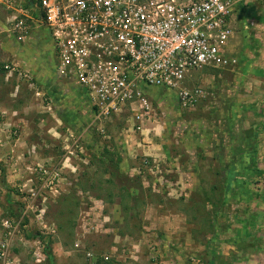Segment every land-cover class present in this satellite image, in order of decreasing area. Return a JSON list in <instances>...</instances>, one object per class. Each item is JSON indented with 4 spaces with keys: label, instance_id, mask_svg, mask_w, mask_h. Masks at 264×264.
Returning <instances> with one entry per match:
<instances>
[{
    "label": "crops",
    "instance_id": "0c3cea01",
    "mask_svg": "<svg viewBox=\"0 0 264 264\" xmlns=\"http://www.w3.org/2000/svg\"><path fill=\"white\" fill-rule=\"evenodd\" d=\"M34 2L35 0H26V5L31 7ZM255 11L253 3L238 9L235 26L238 36H234L227 45V52L235 56L237 63L230 69L218 70H231L229 72L231 76L229 79L226 78L221 87L216 89L217 101H211L210 99L214 98H208L207 94L210 90L207 89L204 98L207 100H201L193 109L197 115L202 112V119H204L202 122L204 128L203 148L201 150L194 149V156H198L199 159H194V163L188 164L190 166L185 171L179 165L177 168L173 167L174 172L176 171L177 181L172 190H168L172 195H170V200L177 202L182 211L184 208L187 211L160 213V222L156 221L153 228L165 232L166 235H170V230H172L176 233L175 238L184 239L180 244L182 248L171 249L173 257H175L172 260L177 261L176 264H181L180 261L182 262L183 258L187 261L188 256L183 254L193 251L196 241L194 229H201L202 237L208 241L211 231L209 228L203 229L200 222L208 220L210 223V219L213 220L210 229L214 227V232L219 228V221L225 219L232 220V224L237 229L235 243L229 245L228 249L230 250L227 253L223 252L224 256L235 253V264H264V19L258 20L256 16L252 17ZM8 14L10 12H5L0 2V27H6ZM33 15L37 17L35 12ZM48 43L49 34L47 31L42 27L34 28L32 24L30 32L21 42L17 41L15 35L9 32L0 36V120L11 122L12 128L17 129L14 131L17 137L11 141L9 150L0 151V161L7 162L8 165L3 164L6 169L10 167L15 173H23L20 176L21 180H24V183L20 184L21 186L26 187L29 182L32 183L30 185L37 186L40 182L33 184L31 180L33 174H36L38 181H41L39 185L45 187L50 191L49 194H52L57 193L60 190L59 187H64L66 183L62 178V173L75 169L74 165L67 162L66 154L64 157L59 156L64 148L68 149L66 150L67 154L75 152L69 149L76 147L82 137L75 130V128L80 129L81 126H77L79 123L72 121L71 113H78L79 109L88 111V108L82 105L78 92L68 89L62 80L56 78L55 74H51L54 55L52 47ZM11 62L18 63L21 68H16L13 71L2 69L5 64ZM207 70L214 71V69L197 71L201 72L200 78L203 83L206 82L203 72ZM32 77L35 79L34 81ZM50 78L53 79L52 82ZM216 90H211L210 93H215ZM245 93L250 94L249 103H244L241 98ZM247 105L249 109H247ZM246 115L250 116L249 120L246 119ZM83 117L84 120L91 121L92 115L88 113ZM210 117H215V119L210 120ZM118 118H122L124 121V115L119 114L115 115L108 123H114ZM197 119L195 116L190 119L193 131H195L194 121ZM213 120L217 123H212ZM36 121L48 124L44 129L38 131ZM128 122L133 125L130 120ZM108 123L94 121L98 131ZM119 123L123 125V122ZM66 125L75 127L72 126L71 130H67ZM213 127L217 128L216 132H210L209 129ZM1 129L0 125V132H2ZM140 134L147 136L146 125L143 126ZM151 136L150 139L146 138L143 141L156 140L153 134ZM122 139L125 142L134 143L136 141L132 135L125 134H122ZM98 141L100 142V140ZM1 142L7 145V138H0V144ZM37 142L43 146L41 152L44 154L40 153V146ZM94 143L97 141L94 140ZM51 146H57L60 150L58 156L50 153ZM48 149L50 151H47ZM151 151L155 156H158L159 160L167 155L163 145L160 148L145 147V150H138L137 153L147 155L152 154ZM4 153L7 155L5 160L2 158ZM208 157V161L212 164L205 162ZM131 171L136 172L137 170L131 169ZM9 179H13L12 176L8 175L7 181L16 185L14 180L10 181ZM51 199L50 195L42 201L49 204ZM81 199L83 200V197ZM130 200L131 203L137 204V199L131 198ZM15 201L24 203V205L27 203L25 213L28 215L27 209L32 208L30 201L20 202L18 199ZM90 201L94 204V197H91ZM124 203L123 201V205H127ZM43 204L40 206H44ZM123 205L121 204V208ZM229 206L233 207L231 211L228 209ZM199 207L205 210L207 213L205 216H196V209ZM120 210L121 212H116L113 208V212L109 213V218L114 223L119 221L126 230L129 228L126 223L127 218L132 215L128 217L123 213V208ZM192 211L195 213L191 214L189 219L193 225L181 224V222H187L186 215ZM42 214L43 211L41 216ZM80 219L81 223L79 222L75 232L77 238L80 239L86 232H94V224L96 232L100 229V225L94 221V215L91 222H86L83 215L80 216ZM217 222L218 224H216ZM169 223L173 226H170ZM42 227H46V224L42 223ZM115 229L118 230L114 227L108 231L114 234ZM79 239L76 241L77 247ZM181 250L186 253H182ZM108 259L109 257L106 256V260ZM188 263L190 262L188 261Z\"/></svg>",
    "mask_w": 264,
    "mask_h": 264
},
{
    "label": "rangeland",
    "instance_id": "374dc122",
    "mask_svg": "<svg viewBox=\"0 0 264 264\" xmlns=\"http://www.w3.org/2000/svg\"><path fill=\"white\" fill-rule=\"evenodd\" d=\"M258 2L260 3L259 0L253 2L256 11L252 17L256 16L258 20H262L264 19V5ZM237 33L235 37L238 36ZM229 72L231 70H207L203 72L206 76L205 83L200 78L201 72H194L189 86H200L207 94V89L213 91L221 87L223 81L231 76ZM210 91L207 94L208 98H214L210 100L217 101V90L215 93H210ZM249 95L245 93L241 97L244 103L250 102ZM153 105L156 120L145 124L149 134L147 136L140 134L143 127L139 131L133 125L128 124L130 122H128L127 113H123L124 121L118 118L114 123L104 124V133H100L94 125V118H90L91 121L84 120L83 115H87L88 111L72 109L78 113H71L70 117L73 118L72 121L79 123L77 126H81L80 129L75 128V130L82 136L77 146L69 149L75 152L67 154L68 149L64 148L59 154L60 150L57 146L50 147L51 154L56 156L59 154L61 157L66 154L67 162L75 167L73 171L62 173V178L66 183L64 187H59L60 190L57 193L49 194V190L40 186L41 181H38L36 174H33L31 180L33 184L40 182L37 186L30 185L32 183L27 179L29 187L21 186L20 184L24 183V180L20 178L23 173L16 172V174L10 167L6 169L3 164L7 162L0 161V245L7 246V257L0 259V264H176L177 261L172 260L175 258L173 250L174 247L180 248L184 239L175 238L176 233L172 230H170V235H166L165 232L153 228L156 221L160 222V213L182 211L177 202L170 200L172 195L168 191L172 190L177 181L173 167L177 168L179 165L185 171L190 166L188 164L194 163V159H199L198 156H194V149L203 148L202 122L204 119H202V112L197 115L194 113L195 110H179L170 103L164 102L163 99L153 102ZM247 109H249L248 105ZM193 116L198 118L194 121L195 131L190 125L192 122L190 119ZM249 117L246 115V119L249 120ZM211 119L215 117H210ZM36 122L38 131L50 123L48 120L46 124ZM119 122H123V125ZM214 122L217 123L213 120L212 123ZM0 125L2 127L0 138H7V145L1 142L0 151L6 152L11 147V141L17 137L14 133L17 129L12 128L11 122L0 120ZM72 126L66 125L65 128L71 130ZM216 129L213 127L209 130L216 132ZM122 134L132 135L136 141L134 143L125 142ZM152 134L156 140L143 141L146 138L150 139ZM94 140L97 143H94ZM38 145L40 153H43L41 152L43 146L40 143ZM161 145L167 152L161 160L154 155L153 151H151L152 154L147 155L137 153L138 150H145V147L160 148ZM4 156L2 158L7 159L6 153ZM208 160L209 157L205 162L212 164ZM131 169L137 171L132 172ZM8 175L13 177L9 180H14L16 185L7 181ZM50 195L52 199L49 204L42 201ZM91 197H94V204L90 201ZM131 198L137 199V204L131 203ZM17 199L20 202L30 201L32 208L27 209L28 215L25 213L27 203L25 205L16 203ZM123 201L127 205H123ZM41 204L44 206L41 207ZM121 204L123 213L128 217L132 215L126 221L130 229L125 230L123 224L119 221L114 223L109 218V213L113 212V208L116 212H121ZM202 209L201 207L196 209V216L202 217L207 214ZM228 209L231 211L233 207L229 206ZM183 210L187 211L186 208ZM194 213L193 211L187 213V222L184 221L181 224L192 226L193 222L189 218ZM81 215L86 218V222L93 221L94 215V221L100 225V229L96 232L94 224V232H86L79 239L75 232L77 225L81 223ZM228 220H220L216 232L213 230L214 227L210 229L212 219L210 223L208 220L200 222L203 229L209 228L211 236L207 241L202 237L201 229H194L195 247L192 252L183 254L188 256V260L183 258L180 263L208 264L212 260V264H235V253L234 255L231 253L223 255V252L227 253L230 250L229 245L234 244L236 239L237 229L232 224V220ZM5 222L8 224L4 225ZM42 223H45L46 227H42ZM169 225L173 226L170 223ZM114 227L118 230L115 229V233L112 234L108 229L111 230ZM77 239H79L78 247L76 246ZM181 251L186 253V251ZM106 256L109 257L108 260Z\"/></svg>",
    "mask_w": 264,
    "mask_h": 264
},
{
    "label": "built area",
    "instance_id": "2783aa9c",
    "mask_svg": "<svg viewBox=\"0 0 264 264\" xmlns=\"http://www.w3.org/2000/svg\"><path fill=\"white\" fill-rule=\"evenodd\" d=\"M255 1L35 0L29 7L26 0H1L10 14L0 36L9 32L21 42L31 24L45 29L54 55L51 74L79 93L94 121L127 113L140 131L156 120L153 102L189 111L205 98L200 86H189L194 72L236 65L227 52L236 14ZM16 68V62L2 67ZM6 250L0 245V259Z\"/></svg>",
    "mask_w": 264,
    "mask_h": 264
},
{
    "label": "trees",
    "instance_id": "16d2710c",
    "mask_svg": "<svg viewBox=\"0 0 264 264\" xmlns=\"http://www.w3.org/2000/svg\"><path fill=\"white\" fill-rule=\"evenodd\" d=\"M208 264H212V260H210V261L208 262Z\"/></svg>",
    "mask_w": 264,
    "mask_h": 264
}]
</instances>
